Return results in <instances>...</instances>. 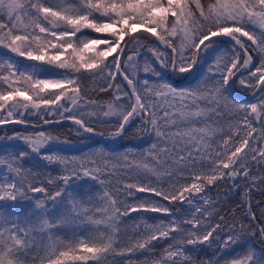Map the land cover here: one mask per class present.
Returning <instances> with one entry per match:
<instances>
[{
    "label": "snow or ice",
    "instance_id": "snow-or-ice-1",
    "mask_svg": "<svg viewBox=\"0 0 264 264\" xmlns=\"http://www.w3.org/2000/svg\"><path fill=\"white\" fill-rule=\"evenodd\" d=\"M224 37L230 49L195 87L161 78L157 65L192 73ZM0 50V127L23 126L4 139L29 149L0 154V264H133L137 253L143 264H261L264 208L252 196L264 195V0H0ZM237 86L253 102L227 94ZM65 123L76 137L152 142L42 151L69 143ZM33 153L43 163L29 167ZM83 178L101 190L78 198L69 187ZM221 188L223 201L209 195ZM230 201L240 212L223 210ZM149 213L163 218L148 223ZM62 228L72 232L58 239Z\"/></svg>",
    "mask_w": 264,
    "mask_h": 264
},
{
    "label": "rangeland",
    "instance_id": "rangeland-1",
    "mask_svg": "<svg viewBox=\"0 0 264 264\" xmlns=\"http://www.w3.org/2000/svg\"><path fill=\"white\" fill-rule=\"evenodd\" d=\"M222 43L223 42L221 41V38H219L218 43L216 45H214L213 49H210L209 52L206 53L204 55V57L201 59V64H202V66L205 67L206 74H207L209 65L215 59V56L219 53V51H222L221 50ZM1 51H6V50H1ZM178 75L180 78V77H183L185 74H178ZM203 78H204V76L200 80H196L191 85L177 86V87H179V88L195 87ZM14 128L15 127H1L0 128V130L2 131V133H1L2 137L0 138V145H9V144L10 145H12V144L18 145L19 144L25 148H28V145H26L21 140L4 139L5 134H7L8 136H11V134L13 132H11V134H9V132L11 129H14ZM40 130H44V129H40ZM34 131H36V130L35 129H28V132L25 134L30 135V134H33ZM150 138L151 137H149V136H145L142 139L133 138L132 140L134 142L129 143V144H127V143L120 144L118 142H106V144H108V146L106 147L103 144H101V141L94 140V139L88 137V135H86V136H84V138H81L79 140L69 141V143H62V142L61 143H56V142L50 143L49 145L46 146V148L42 149V151L59 153L61 155H66V156H80V155L87 154L91 151H95L97 149L104 148L107 151L119 153V152H123V151L129 150V149L130 150H135V149L143 150V149L147 148L149 146V144L152 142V140ZM61 140L63 141V139H61ZM59 146L62 148H58ZM5 149H6V152H8L7 151L8 148H5ZM62 149H63L62 152L58 151V150H62ZM32 157L34 158V157H36V155L33 153ZM58 171H59V169H58ZM100 190H101V186L96 181L91 180L89 178L77 179L69 187V191L72 192L74 195H76L78 198H87L89 196H93L96 193H98ZM29 203H30V201H20L21 205H27ZM0 207H4V206L0 205ZM5 210L9 211V212H15V209L11 208L10 206L6 207ZM61 211H62V205H57L55 212L51 213V215H57ZM186 212H187V207L184 206L181 208L180 212L177 213V216H183ZM20 214H21L20 212H16V215H20ZM147 215L151 219H153V220H149L148 223H155L156 222V221H154L155 219H162L163 218V217H160L161 214H157V213H149ZM132 216L137 218L135 223L140 222L139 221L140 214L132 213ZM133 224H134L133 220H128L127 224L124 225V228L122 230L128 231L129 235H131V233L133 231H136V229L133 227ZM71 232H72V229H70V228H62V229H59L58 232L54 234V236L58 239H64L67 235H70ZM39 239H40V237L38 236L37 240H39ZM45 243H47V241H45ZM161 243H163V242H161ZM197 250H195V254L197 253ZM239 251H241V249L239 247H237L235 249V251L230 250V254L236 255L237 252H239ZM132 259H133V264H143L144 257L142 255H140L139 253H137V254L133 255Z\"/></svg>",
    "mask_w": 264,
    "mask_h": 264
},
{
    "label": "trees",
    "instance_id": "trees-1",
    "mask_svg": "<svg viewBox=\"0 0 264 264\" xmlns=\"http://www.w3.org/2000/svg\"><path fill=\"white\" fill-rule=\"evenodd\" d=\"M221 41L223 42L222 43V47H221V50H226V49H230V47H231V43H230V41L228 40V39H225V38H221ZM3 57V55L1 54V51H0V58H2ZM157 70L158 71H160V73H161V78H163V79H165V80H167V81H169V70L168 69H162V68H160L158 65H157ZM198 74H197V77H195L190 83H188L187 85H191V84H193L196 80H200L203 76H205L206 75V69H205V67L204 66H202V64H201V62L198 64V72H197ZM52 74H58L57 72H56V70H53V72H52ZM186 74V73H185ZM41 75H44V72H43V69H41ZM176 78H179V75L176 73ZM89 87L91 88L92 87V85H89ZM239 91H241V92H244V93H248V92H246V91H244V90H242L239 86H237L236 87ZM228 94V93H227ZM101 95H103V94H101ZM229 95V94H228ZM105 99H107V97H105ZM234 100H236V99H234ZM253 100H254V98L253 99H251L250 101H247V102H253ZM240 102H243V101H240ZM33 121H35V117H32L31 118ZM70 125H68V124H64L63 125V130H62V136H61V139H64V137L65 136H67V139H68V141H74V140H79V139H81V138H84V136L83 137H76L75 136V134H73V135H67V132H68V127H69ZM12 130V131H11ZM10 130V132H9V134H11V132H14V131H21L22 130V128H19V127H15L14 129H11ZM1 133H2V131L0 130V138L2 137V135H1ZM89 137V136H88ZM133 138H129V137H123V141L121 140V141H119L118 143H120V144H124V143H127V144H129V143H132V142H134L133 140H132ZM151 140H152V138H150ZM101 144H103L104 146H108V144H106L105 142H102L101 141ZM5 148H8V152L10 151V152H18V151H28L29 149L28 148H25V147H23V146H21V145H14V144H12V145H0V153L1 154H3L5 151H6V149ZM58 148H62V147H58ZM58 151H63V149L62 150H58ZM43 162H41L40 160H39V157H32V155L29 157V164H28V166L29 167H31L33 164H42ZM53 168H56V166L55 165H52L50 168H48V170L49 171H51ZM56 172L58 173L59 171H58V168H56ZM224 191H225V189H223V188H221V189H219V190H217V189H213V191L212 192H210L209 193V195L210 196H212V197H215L216 198V200L217 201H223V193H224ZM237 203L239 202L238 200L236 201ZM257 202H259V204L257 205ZM252 204H253V209L255 210V211H259L260 209H262V208H264V195H261V194H259V191L257 190V191H255V194L252 196ZM229 209H235L237 212H240V209L239 208H237L236 207V205L235 204H233V203H231V201H230V203H227V207H224L223 208V210L225 211V212H228L229 211ZM81 231L83 232V231H86V229H81ZM250 240L251 241H254L253 243H252V246L253 247H255L256 248V250H257V253H258V255H259V253H260V249H261V244H260V242L258 241V240H256L254 237H252V238H250ZM248 245L247 244H245L244 245V247H247ZM197 257H201V258H210L212 255H213V250H208L207 252H205L204 251V249L203 248H200V249H198L197 250ZM260 259H261V264H264V256H261L260 257Z\"/></svg>",
    "mask_w": 264,
    "mask_h": 264
},
{
    "label": "water",
    "instance_id": "water-1",
    "mask_svg": "<svg viewBox=\"0 0 264 264\" xmlns=\"http://www.w3.org/2000/svg\"><path fill=\"white\" fill-rule=\"evenodd\" d=\"M224 38H226V37H224ZM227 39H229V38H227ZM231 43H232V42H231ZM196 71H197V68L193 69L192 73H188V75H187L185 78H183V79H181V80H179V81H176V80H175V78H174L175 73L172 72V71H170V72H169V81H170V83H172L174 86H182V85L186 84L188 81H190V80L193 78V76L195 75ZM229 92L231 93V95H232L233 97H235V98H237V99H241V100H249V99L252 98V96H251L250 93H247V94H245V93H240V92H238L235 88L232 89V90H230ZM7 126H18V127H23V126H21V125H7ZM47 127H48V126H41V127L38 128V129H45V128H47ZM0 128H1V127H0ZM30 128H31V127H30ZM32 129H33V128H32ZM90 137L93 138V139L99 140V141H103V142H116V141H119L120 139H122V137H121V138H117V139H115V140H112V139H108V138H106V137H104V136H100V135H90Z\"/></svg>",
    "mask_w": 264,
    "mask_h": 264
},
{
    "label": "bare ground",
    "instance_id": "bare-ground-1",
    "mask_svg": "<svg viewBox=\"0 0 264 264\" xmlns=\"http://www.w3.org/2000/svg\"><path fill=\"white\" fill-rule=\"evenodd\" d=\"M225 39H227V38H225Z\"/></svg>",
    "mask_w": 264,
    "mask_h": 264
}]
</instances>
